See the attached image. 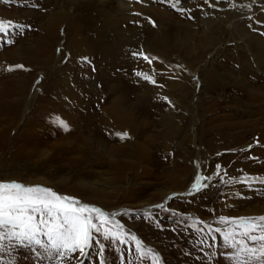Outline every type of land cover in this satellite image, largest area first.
<instances>
[{
    "label": "rangeland",
    "instance_id": "1",
    "mask_svg": "<svg viewBox=\"0 0 264 264\" xmlns=\"http://www.w3.org/2000/svg\"><path fill=\"white\" fill-rule=\"evenodd\" d=\"M22 1L30 3L25 13L18 12L19 15L27 17L26 10H30L40 17L36 21L0 24V29L7 30L0 37V102L17 108L15 115L0 110V134L4 135L0 147V181L52 187L59 194L73 196L107 212H119L122 208L139 211L164 203L172 193H186L198 173L212 176L211 181H204L209 186L200 193L178 195L168 201L166 207L172 212L157 209L152 219L142 213L117 219L128 233L141 239L145 249L160 254L161 264H232L223 255L226 246L219 234L215 242L209 239L204 245V252L214 251L216 258L209 260L202 255L198 247L200 233L190 230L189 224L199 221L206 232L208 225L230 227L219 222L221 215H264V185L256 184L249 190L239 183L245 173L264 177V97L249 95V89H264V73L239 72V51L232 42L225 43L223 32H218L222 36L220 45L225 43L219 49L220 55L213 57L210 52L201 55L203 68L200 63L193 72L182 68V72L175 74L156 57L159 66L153 69L151 64L147 71L133 61L125 66L117 62L111 72H116L117 78L129 79L128 99L133 103L128 110L129 127L121 130L130 136L121 141L109 136L106 130L112 128L114 120L107 113L109 89L102 82L110 69V59L87 54L83 57L89 58L87 62L81 58L72 70L66 69L72 64L68 61L73 56L69 49L64 56L61 54L63 42L67 41L63 23L58 30L60 43L48 51L45 62V56L37 51L43 43L42 29L48 25L47 19L54 9L68 7L62 0H57V5L56 0H48L44 5L36 0ZM240 1L244 0L231 2L242 6ZM20 3L0 0V8L9 10ZM155 3L175 14L178 12L166 0ZM206 5L207 0L187 1L183 8L195 16L187 20L197 24ZM220 5L214 9L223 8ZM142 55L151 61L148 54ZM180 58L188 61L180 54L173 59L174 65ZM208 74L213 79L208 80ZM64 76L70 79L71 87L78 88L76 96L82 100L79 103L82 106L75 107L73 112V101L65 98L69 105L63 109L68 113L65 117L58 113L56 119L64 118L71 127L67 133L56 126L55 118L53 121L48 116L52 99L59 98L53 85L59 88L67 85ZM113 80L116 81L115 77ZM137 82L145 85L142 89L147 102L141 105L133 100L135 89L141 90ZM90 115L98 118L93 124L84 121ZM28 132L33 133L31 137L26 135ZM37 157L46 159L36 163ZM250 157L261 158L260 167L246 166L244 170L243 165ZM217 164L221 165L218 173ZM229 180L233 182L227 183ZM164 190L170 191L164 194ZM180 214L185 219L177 223ZM102 242L106 244V264H153L150 256L142 257L136 252L134 243ZM50 246L46 238L28 242L5 227L0 232V264H80L78 253L71 255L63 248L49 256L44 249ZM98 252L94 245L84 264H99Z\"/></svg>",
    "mask_w": 264,
    "mask_h": 264
},
{
    "label": "bare ground",
    "instance_id": "2",
    "mask_svg": "<svg viewBox=\"0 0 264 264\" xmlns=\"http://www.w3.org/2000/svg\"><path fill=\"white\" fill-rule=\"evenodd\" d=\"M19 1H21L19 5H14L15 7L12 6L9 10L0 8V24H18L29 20L36 21L40 17V15L33 14L30 10H26L29 14L27 17L19 15L18 12L20 14L22 12L25 13V9L29 7L30 3L29 1ZM36 1L44 5L48 0ZM62 1H64V5L68 8L65 10V8L63 9L64 6L59 5L60 7L58 9H54L55 12L49 14L47 19L48 25L42 29L43 43L37 51L39 54L45 56L46 59L44 61L46 62L48 51L52 47L54 50L55 46L60 43L61 37L58 38V30L64 23V32L66 31L67 33L65 34L67 41L65 43L63 42L64 49L61 51V54L64 56L69 49L71 50L69 52L73 56L72 61H68L69 64H72L66 67V69L72 70L74 64H76L75 62L87 54L93 55V53H96L102 60L110 59L108 62L110 69L102 80L103 86L109 89L108 103L106 105L107 113L114 119L112 121V128L106 129L109 132V136L113 135V137L118 138L115 133L121 132L122 128L124 130L126 128L128 129V110L130 109V105L133 104L128 99V96H130L129 90L131 89L129 79L127 80L125 77L117 78L116 72H111V69L114 68L117 62H122L121 65L125 66L133 61L140 64L141 67L146 68L144 71H147L148 69L150 70L152 65L153 69L159 66L156 64V59L154 60V57H156L162 61L167 70H172L175 74L176 72H182V68L193 72L200 63V68H203L201 55L210 52L211 56L218 57L220 55L219 49L223 48L226 42H232L237 51H239L238 58L241 61V64L239 62L241 66L239 72L253 70L254 72L259 71L260 73H264V13L262 14L264 0L240 1L243 3L242 6L233 5L234 2H231L232 0H221L220 3L215 0H207V5L202 9L200 14L201 19L198 18L199 22L197 24L191 23L187 19H185L186 21L181 19L180 15L167 10L165 7L161 8L155 3L156 0ZM187 1L189 0H180V6L185 7ZM55 2L56 4H54L57 5V0ZM219 4H222L220 6H223V8L218 7V10L214 9V6ZM227 7L229 8V10L227 9L228 11L225 9ZM204 12L210 13L211 15L204 16L202 15ZM218 32H223L222 36L226 38L224 44L220 45L219 40L222 36ZM0 37H2V34H0ZM54 39L56 43H54ZM142 54H148V58L150 57L151 61H146L147 58H144ZM180 54L184 55L188 61L180 58L178 59V64L176 63L174 65L173 59L178 58ZM126 75L127 72L122 76ZM114 77L116 81H112ZM207 78L208 80L213 79L211 74H208ZM69 80V78H66L65 83L67 85H60L61 88L56 84L53 85L52 89L55 88L54 90L57 91L56 94L59 97L56 101L52 99L50 104L49 110L51 113L48 116L50 118L53 117V121L59 116L58 113L62 112L63 117L68 113L66 109H63L69 105V102L65 98L69 97L73 101V107L71 109L73 112L75 111V107L82 106L81 104V106L79 105L82 102L81 96H78L80 100L76 96L78 88L71 87ZM137 85L141 86V90L138 88L135 89L137 93H135L133 100L135 101L134 104L137 102L141 105V102H147L146 92L142 89L145 85L142 83H138ZM231 89L237 90L236 87H232ZM92 93L95 94L94 88ZM7 106L8 104H1L0 102V110L6 109L7 113L12 115L14 113L15 115L17 110L16 106ZM173 117L171 114L170 119ZM79 118L78 120L80 121ZM86 119L84 120L85 122H92L93 124L98 118L90 115ZM30 134L33 133L28 132L26 135L31 137ZM2 135L0 134V147H2ZM259 159L261 158L257 157V159L253 160L246 159V164L243 165V169L245 170L246 166H251L254 169L260 167ZM38 181H41V179H38ZM169 191L166 190L164 194Z\"/></svg>",
    "mask_w": 264,
    "mask_h": 264
},
{
    "label": "snow or ice",
    "instance_id": "3",
    "mask_svg": "<svg viewBox=\"0 0 264 264\" xmlns=\"http://www.w3.org/2000/svg\"><path fill=\"white\" fill-rule=\"evenodd\" d=\"M166 2L170 7L174 6L173 10H178L177 14L182 18L195 19L194 15H189L180 6V0H166ZM202 15L210 16L211 14L204 12ZM5 31L7 30L0 29V34H4ZM88 59L83 58L82 60L87 62ZM8 70L11 71V67ZM135 74L139 75V73ZM56 126L64 133L71 131L69 123L64 119H58ZM115 135L121 141L130 136L127 131L117 132ZM250 159L252 158L250 157ZM220 168L221 165L217 164V173ZM212 179V176H202L198 173L186 193H172L164 203H157L147 209L134 211L122 208L119 212H107L99 206L82 202L73 196L59 194L52 187L40 184L26 185L15 180L0 181V232L5 227H9L28 242L46 238L51 246L46 247L44 251L49 256L63 248L71 255L78 253L81 258L80 264H84V259L91 254L94 245L99 250V264H106L104 258L106 244L102 241H111L113 245L134 243L135 250L140 256H150L153 264H161L160 254L151 248L145 249L141 239L134 233H128L124 224L117 217L142 213L145 218L152 219L157 209L172 212L173 210L166 207L168 201L178 195L193 196L198 194L209 186L204 181ZM232 182V180L227 181L229 184ZM239 183L247 189L253 190L256 184L264 185V177L245 173L240 177ZM236 196L239 197L240 193L237 192ZM180 215L181 220H178L177 223H181L185 219L184 214ZM219 222L230 225V227L213 228L208 225L205 232L199 221L189 224L190 230L200 233L198 247H200L202 255L209 260L216 258V252H204V245L209 239L215 242L217 234H219L226 246L223 255L227 256L232 264H264V215L241 217L221 215ZM159 226L157 224V227Z\"/></svg>",
    "mask_w": 264,
    "mask_h": 264
},
{
    "label": "clouds",
    "instance_id": "4",
    "mask_svg": "<svg viewBox=\"0 0 264 264\" xmlns=\"http://www.w3.org/2000/svg\"><path fill=\"white\" fill-rule=\"evenodd\" d=\"M249 95L250 96H260V97H264V89L261 90H257V89H249ZM48 155L50 156L51 153H48ZM43 159H46V157L41 158V157H37L36 159V163H41L43 162Z\"/></svg>",
    "mask_w": 264,
    "mask_h": 264
}]
</instances>
